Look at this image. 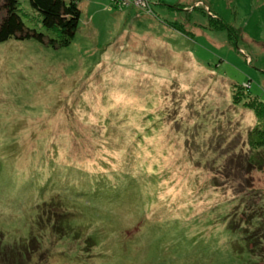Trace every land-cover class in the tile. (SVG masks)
I'll use <instances>...</instances> for the list:
<instances>
[{
	"label": "rangeland",
	"instance_id": "374dc122",
	"mask_svg": "<svg viewBox=\"0 0 264 264\" xmlns=\"http://www.w3.org/2000/svg\"><path fill=\"white\" fill-rule=\"evenodd\" d=\"M76 1L69 45L0 42V246L35 237L23 264H264V165L232 161L256 120L231 100L264 103V0ZM19 14L54 37L28 0Z\"/></svg>",
	"mask_w": 264,
	"mask_h": 264
},
{
	"label": "trees",
	"instance_id": "16d2710c",
	"mask_svg": "<svg viewBox=\"0 0 264 264\" xmlns=\"http://www.w3.org/2000/svg\"><path fill=\"white\" fill-rule=\"evenodd\" d=\"M28 1L32 9L39 15L41 27L46 31L53 33L54 37H49L46 34L37 31L33 27H28L24 23L19 14V0H0V8L3 10V14L0 18V42L6 41L9 38H18L22 40L32 39L54 48H60L69 45V43L74 38L79 25V3L76 0ZM195 8H199L203 13L205 12V10H203L198 5L192 7L190 10ZM209 23L212 25L209 27L214 30L222 29L224 27L227 29L221 20L217 18H209L208 25ZM168 25L180 33L187 34L184 27L176 21L168 22ZM240 88L242 89L241 86ZM243 89H245L244 86ZM231 100L232 103H239L243 109L251 111L256 120L255 124L252 125L246 134L249 152L241 161L239 157L232 159L234 162V168H245L244 172L246 173L248 170L253 168H261L264 165V103L255 97H247L241 101L239 91L233 92ZM79 123H81V121ZM71 126L74 127V125ZM248 184H250V182ZM54 209L55 210H53L51 216H48V219H50V217H54L55 220L52 222V224L58 221L55 234L61 238L68 234V230L66 229L67 226L64 225L67 210H63L58 204L54 206ZM45 213L46 212H43V215L40 217L42 222L45 220ZM252 220L253 216H248L249 224L252 223ZM230 229L234 231L235 227ZM74 235V237L77 238V232L74 231ZM34 240L35 237L30 236L27 243L25 242L24 244H21L10 250L5 249V246L1 245V260H4L3 262L5 263L7 261L10 264L11 261H13V264H23L22 260H27V258L30 256V244Z\"/></svg>",
	"mask_w": 264,
	"mask_h": 264
},
{
	"label": "built area",
	"instance_id": "2783aa9c",
	"mask_svg": "<svg viewBox=\"0 0 264 264\" xmlns=\"http://www.w3.org/2000/svg\"><path fill=\"white\" fill-rule=\"evenodd\" d=\"M135 2L137 1V3H139L141 0H134ZM143 2H144V0H142ZM142 5H143V3H142Z\"/></svg>",
	"mask_w": 264,
	"mask_h": 264
}]
</instances>
